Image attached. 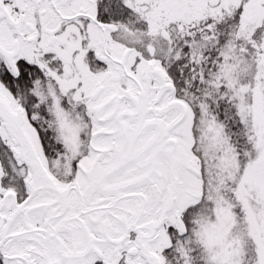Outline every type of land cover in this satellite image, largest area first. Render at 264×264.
I'll return each instance as SVG.
<instances>
[{
    "label": "snow or ice",
    "instance_id": "1",
    "mask_svg": "<svg viewBox=\"0 0 264 264\" xmlns=\"http://www.w3.org/2000/svg\"><path fill=\"white\" fill-rule=\"evenodd\" d=\"M0 264H264V0H0Z\"/></svg>",
    "mask_w": 264,
    "mask_h": 264
}]
</instances>
